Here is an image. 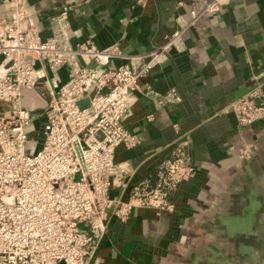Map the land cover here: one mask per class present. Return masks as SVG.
<instances>
[{"label":"crops","instance_id":"obj_1","mask_svg":"<svg viewBox=\"0 0 264 264\" xmlns=\"http://www.w3.org/2000/svg\"><path fill=\"white\" fill-rule=\"evenodd\" d=\"M23 1L41 38L58 35L75 44L90 37L97 48L117 47L124 55L183 29L166 59L138 79L136 100L122 123L139 142L115 148L123 172L110 196L127 199L133 185L153 181L157 165L180 139L187 140L196 171L178 183L172 210L136 206L126 220L108 215L89 264H264V118L237 128L228 107L239 88L264 89V0H228L191 24L190 10L207 0ZM66 5L68 25L61 34L58 14ZM9 14L0 0V17ZM127 60L111 57L105 67ZM43 68L45 79L22 96L31 122L40 125L48 89L68 77L65 65ZM147 86L160 93L174 89L180 99L158 103L145 93Z\"/></svg>","mask_w":264,"mask_h":264},{"label":"built area","instance_id":"obj_2","mask_svg":"<svg viewBox=\"0 0 264 264\" xmlns=\"http://www.w3.org/2000/svg\"><path fill=\"white\" fill-rule=\"evenodd\" d=\"M227 1L207 0L191 9L187 24ZM6 2L10 14L0 17V62H5L0 100L6 104L0 107V264H89L108 215L126 220L136 206L172 210L170 197L178 183L196 171L188 142L180 139L171 156L157 165L153 181L133 185L127 199L110 196L123 172L114 160L115 148L139 142L122 123L136 100L138 79L166 59L183 29L166 33L146 51L124 55L117 47L97 48L90 37L75 44L58 35L41 38L24 1ZM68 10L66 5L58 14L61 34L66 33ZM115 56L128 60L106 68ZM63 65L67 80L48 89L42 143L30 154L25 145L32 114L22 104L23 89L45 79L44 66L53 70ZM145 93L158 103L180 99L174 89L160 93L147 86ZM86 96L88 103L80 106ZM228 107L237 128L264 118L263 87H252Z\"/></svg>","mask_w":264,"mask_h":264},{"label":"rangeland","instance_id":"obj_3","mask_svg":"<svg viewBox=\"0 0 264 264\" xmlns=\"http://www.w3.org/2000/svg\"><path fill=\"white\" fill-rule=\"evenodd\" d=\"M88 97H84L81 100L78 101V104L80 106L86 105L88 103ZM29 138L25 145V150L28 153H34L42 143L43 133H42V125H40V122L38 120L32 121L29 126Z\"/></svg>","mask_w":264,"mask_h":264},{"label":"water","instance_id":"obj_4","mask_svg":"<svg viewBox=\"0 0 264 264\" xmlns=\"http://www.w3.org/2000/svg\"><path fill=\"white\" fill-rule=\"evenodd\" d=\"M0 58H1V56H0ZM250 89H252V86L251 87L244 86V87L239 88L237 91H235V93L233 95L234 97L232 99H235V98L242 96L244 93H246Z\"/></svg>","mask_w":264,"mask_h":264},{"label":"bare ground","instance_id":"obj_5","mask_svg":"<svg viewBox=\"0 0 264 264\" xmlns=\"http://www.w3.org/2000/svg\"><path fill=\"white\" fill-rule=\"evenodd\" d=\"M4 64L5 62H0V74L2 71H4V67H5Z\"/></svg>","mask_w":264,"mask_h":264}]
</instances>
